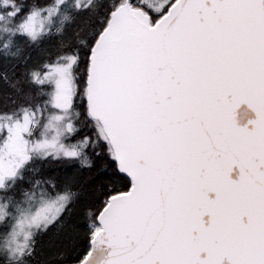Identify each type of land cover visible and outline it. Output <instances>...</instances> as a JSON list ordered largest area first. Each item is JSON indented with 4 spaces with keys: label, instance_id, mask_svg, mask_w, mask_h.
Returning <instances> with one entry per match:
<instances>
[{
    "label": "snow or ice",
    "instance_id": "6c2138e0",
    "mask_svg": "<svg viewBox=\"0 0 264 264\" xmlns=\"http://www.w3.org/2000/svg\"><path fill=\"white\" fill-rule=\"evenodd\" d=\"M0 264H264V0H0Z\"/></svg>",
    "mask_w": 264,
    "mask_h": 264
}]
</instances>
